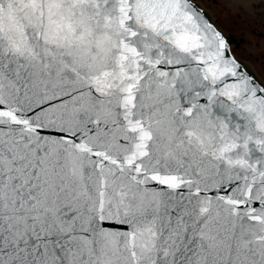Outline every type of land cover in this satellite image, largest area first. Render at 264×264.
I'll return each instance as SVG.
<instances>
[{
    "label": "snow or ice",
    "instance_id": "1",
    "mask_svg": "<svg viewBox=\"0 0 264 264\" xmlns=\"http://www.w3.org/2000/svg\"><path fill=\"white\" fill-rule=\"evenodd\" d=\"M205 2L0 0V264H264V71Z\"/></svg>",
    "mask_w": 264,
    "mask_h": 264
},
{
    "label": "rangeland",
    "instance_id": "2",
    "mask_svg": "<svg viewBox=\"0 0 264 264\" xmlns=\"http://www.w3.org/2000/svg\"><path fill=\"white\" fill-rule=\"evenodd\" d=\"M234 0H206L205 7L211 6L210 14L215 19H219L227 29H232L229 35H233L236 39L242 38L243 42L238 47L233 45L234 55H244L259 59H247L245 63L249 65L254 72L264 71V1L242 0L244 4L235 3L228 7L225 3L230 4ZM246 1L248 3H246ZM253 5H262L259 8ZM239 15L240 19L233 23L232 18ZM252 30L261 33L260 36L255 35Z\"/></svg>",
    "mask_w": 264,
    "mask_h": 264
},
{
    "label": "crops",
    "instance_id": "3",
    "mask_svg": "<svg viewBox=\"0 0 264 264\" xmlns=\"http://www.w3.org/2000/svg\"><path fill=\"white\" fill-rule=\"evenodd\" d=\"M248 1H255V0H248ZM260 1H264V0H260ZM235 3H239V4H244V2L242 1V0H234L233 2H231L230 4H228V3H225L228 7H231L232 5H234ZM246 3H248L247 1H246ZM264 7V6H263Z\"/></svg>",
    "mask_w": 264,
    "mask_h": 264
},
{
    "label": "water",
    "instance_id": "4",
    "mask_svg": "<svg viewBox=\"0 0 264 264\" xmlns=\"http://www.w3.org/2000/svg\"><path fill=\"white\" fill-rule=\"evenodd\" d=\"M230 36L234 37L233 35H230ZM240 42H241V39H236V38L234 37V38L232 39V41H231V45H233V46H235V47H238L239 44H240Z\"/></svg>",
    "mask_w": 264,
    "mask_h": 264
},
{
    "label": "flooded vegetation",
    "instance_id": "5",
    "mask_svg": "<svg viewBox=\"0 0 264 264\" xmlns=\"http://www.w3.org/2000/svg\"><path fill=\"white\" fill-rule=\"evenodd\" d=\"M252 32L255 34V35H257V36H260L261 35V33H259L257 30H252ZM241 39V42L243 41V39L242 38H240ZM240 42V43H241Z\"/></svg>",
    "mask_w": 264,
    "mask_h": 264
},
{
    "label": "trees",
    "instance_id": "6",
    "mask_svg": "<svg viewBox=\"0 0 264 264\" xmlns=\"http://www.w3.org/2000/svg\"><path fill=\"white\" fill-rule=\"evenodd\" d=\"M238 39H240V38H238ZM243 42V41H242ZM241 45V44H240Z\"/></svg>",
    "mask_w": 264,
    "mask_h": 264
}]
</instances>
